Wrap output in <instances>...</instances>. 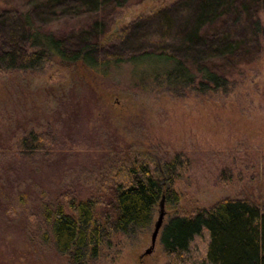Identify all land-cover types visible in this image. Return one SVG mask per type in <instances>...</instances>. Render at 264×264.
I'll use <instances>...</instances> for the list:
<instances>
[{"label": "rangeland", "instance_id": "rangeland-1", "mask_svg": "<svg viewBox=\"0 0 264 264\" xmlns=\"http://www.w3.org/2000/svg\"><path fill=\"white\" fill-rule=\"evenodd\" d=\"M40 1L9 3L22 9ZM100 1L105 3L98 15L89 6H69L48 9L37 21L44 30L70 36L74 29L103 34L109 28L119 30L144 19L135 25V36L151 37L161 46L165 42L161 39L162 17L173 15L172 8L181 3L128 0L114 9L106 0ZM252 4L254 8L261 5L258 16L264 27V0ZM238 28V37H249V26ZM145 69L126 62L96 76L54 59L41 74L0 72V264H69L55 250L50 227L42 224L41 207L47 202H63L67 189L79 198L98 196L99 184L110 170L112 134L150 154L159 167L175 155L186 157L174 185L175 202H164V222L177 210L209 207L226 198L264 203V45L235 74L232 89L219 94L177 96L169 90L144 88L137 77ZM84 83L96 90L98 99L90 119H77L81 129L96 132L99 143L84 136L77 141L75 128L62 124L66 113L59 115L69 89L75 88L77 100L85 93ZM30 130L51 131L56 136L55 148L33 156L16 153L18 140ZM62 151L68 153L67 161L59 155ZM158 209L147 228L114 238L99 264H164L161 231L153 251L143 255L150 245ZM207 238L206 234L195 241L200 253L205 251Z\"/></svg>", "mask_w": 264, "mask_h": 264}, {"label": "trees", "instance_id": "trees-1", "mask_svg": "<svg viewBox=\"0 0 264 264\" xmlns=\"http://www.w3.org/2000/svg\"><path fill=\"white\" fill-rule=\"evenodd\" d=\"M127 1L106 0V4L116 9ZM252 1L180 0L171 10L173 15L162 17L160 36L165 42L158 47L156 39L135 36V25L144 19L119 30L109 28L103 34L74 29L70 36L44 30L37 21L48 9L69 6H89L98 15L105 1L41 0L32 7L14 9L9 0H0V72L41 74L56 59L103 76L112 65L127 62L146 68L137 77L144 88L169 90L177 96L228 92L236 84L235 74L263 49L261 5L254 8ZM229 16H233L231 21ZM240 26H249V37H238ZM82 87L85 93L77 100L75 88L69 89L59 115L66 113L62 124L75 128L77 141L84 136L99 143L96 132L81 129L77 119H90L98 99L94 88L86 83ZM55 138L49 130H30L18 140L16 153L50 152ZM111 139L110 170L99 184L98 196L79 198L67 189L63 202H47L41 207L42 224L50 227L55 250L69 264H99L114 238L134 235L152 223L162 195L165 201L175 202L174 185L187 161L184 155H175L159 167L150 154L120 140L122 137L112 134ZM59 155H64L63 161L69 156L66 151ZM206 234L205 251L200 253L195 241ZM160 241L164 264H264V203L226 198L209 207L177 210L164 222Z\"/></svg>", "mask_w": 264, "mask_h": 264}, {"label": "water", "instance_id": "water-1", "mask_svg": "<svg viewBox=\"0 0 264 264\" xmlns=\"http://www.w3.org/2000/svg\"><path fill=\"white\" fill-rule=\"evenodd\" d=\"M164 202H165V196L162 195L159 206H158V215L153 223V229L150 236V245L147 249H145L144 254H149L153 251L155 247V243L158 239V236L160 234V231L164 225V218H165V210H164Z\"/></svg>", "mask_w": 264, "mask_h": 264}]
</instances>
